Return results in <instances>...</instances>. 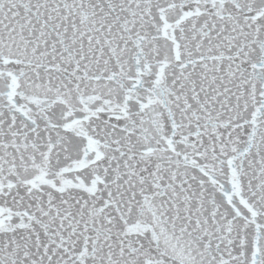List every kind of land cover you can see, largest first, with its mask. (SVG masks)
<instances>
[{"label": "snow or ice", "instance_id": "6c2138e0", "mask_svg": "<svg viewBox=\"0 0 264 264\" xmlns=\"http://www.w3.org/2000/svg\"><path fill=\"white\" fill-rule=\"evenodd\" d=\"M0 264H264V0H0Z\"/></svg>", "mask_w": 264, "mask_h": 264}]
</instances>
